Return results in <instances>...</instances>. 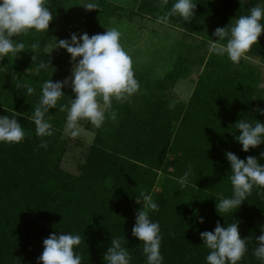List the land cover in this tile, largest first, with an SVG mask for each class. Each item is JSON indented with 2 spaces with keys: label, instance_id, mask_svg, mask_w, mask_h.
I'll use <instances>...</instances> for the list:
<instances>
[{
  "label": "trees",
  "instance_id": "1",
  "mask_svg": "<svg viewBox=\"0 0 264 264\" xmlns=\"http://www.w3.org/2000/svg\"><path fill=\"white\" fill-rule=\"evenodd\" d=\"M65 1L29 0L0 61V264H264V113L255 108L264 91L254 66L210 39L162 75L126 62L73 175L60 166L64 127L85 95L62 81L77 58L96 55L99 26L160 14L198 35L212 12L197 15L200 0H135L130 11L98 0L72 52L54 58L46 17ZM222 1L227 18L235 4ZM243 13L238 42L251 57L264 28ZM193 64L204 69L188 102L171 106L166 94Z\"/></svg>",
  "mask_w": 264,
  "mask_h": 264
},
{
  "label": "rangeland",
  "instance_id": "2",
  "mask_svg": "<svg viewBox=\"0 0 264 264\" xmlns=\"http://www.w3.org/2000/svg\"><path fill=\"white\" fill-rule=\"evenodd\" d=\"M28 1L0 0V61ZM97 1L66 0L56 18H52L51 14L47 15L46 20L51 23L50 39L44 48L47 54L55 58L66 57L72 52L73 46L71 48L68 44L78 43L81 40L83 29ZM110 1L130 11L135 8L138 0ZM173 2L181 5L182 8H186L189 3L187 8H190L197 0H189V2L183 0L179 3L173 0ZM228 2L229 8L234 4L235 6L227 18L218 16L224 10L222 0H215L208 7L206 0L198 2V11L195 12L197 15L207 11L212 12H208L212 20L203 25L198 35L176 26H169L160 14L156 15L158 18L156 21L150 16L135 14L131 17L121 14L110 17L104 28L102 25L99 26L101 32L96 55L90 60L84 57L77 58L67 77L62 81L66 88L85 95V99L77 102L64 127L67 149L60 164L64 171L73 175L79 174L95 132L104 117L105 100L115 91L120 68L126 62L152 64L154 70L161 74L170 68L172 60L178 53L186 52L188 49L198 52L200 43L210 39L215 42L211 45L213 49L235 53L243 63L254 66L259 88L264 91V64L261 63L263 56L261 52L264 47L258 50L261 51L260 54L247 57L245 48L238 42V35L243 32V26L248 22L245 13L242 14L243 11L257 18L255 26L264 28V0H258V4L251 7L248 0H228ZM215 6L218 9H215ZM194 8L196 9L193 6ZM159 10L162 11V8ZM238 10H240L239 14H237ZM203 69L202 66L193 64L189 76L179 80L166 94L171 106L188 102L198 75ZM29 71L31 70H25V72ZM97 76H100L98 81ZM255 108L264 113V97L255 100ZM161 180L160 178L159 181ZM159 190L160 187L157 185L155 191Z\"/></svg>",
  "mask_w": 264,
  "mask_h": 264
}]
</instances>
